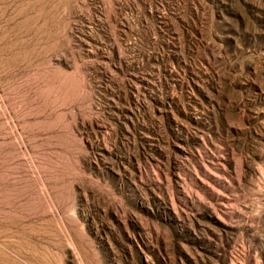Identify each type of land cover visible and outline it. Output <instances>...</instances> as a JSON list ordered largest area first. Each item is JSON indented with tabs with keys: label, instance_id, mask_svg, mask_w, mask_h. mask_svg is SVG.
<instances>
[{
	"label": "rangeland",
	"instance_id": "374dc122",
	"mask_svg": "<svg viewBox=\"0 0 264 264\" xmlns=\"http://www.w3.org/2000/svg\"><path fill=\"white\" fill-rule=\"evenodd\" d=\"M0 264H264V0H0Z\"/></svg>",
	"mask_w": 264,
	"mask_h": 264
}]
</instances>
